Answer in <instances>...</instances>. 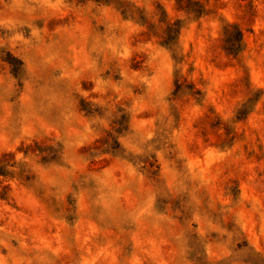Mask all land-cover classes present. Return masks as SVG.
Masks as SVG:
<instances>
[{
	"label": "rangeland",
	"instance_id": "rangeland-1",
	"mask_svg": "<svg viewBox=\"0 0 264 264\" xmlns=\"http://www.w3.org/2000/svg\"><path fill=\"white\" fill-rule=\"evenodd\" d=\"M0 264H264V0H0Z\"/></svg>",
	"mask_w": 264,
	"mask_h": 264
},
{
	"label": "clouds",
	"instance_id": "clouds-1",
	"mask_svg": "<svg viewBox=\"0 0 264 264\" xmlns=\"http://www.w3.org/2000/svg\"><path fill=\"white\" fill-rule=\"evenodd\" d=\"M229 31H231V26H229ZM163 133H164V128H163V126L161 127V135H163Z\"/></svg>",
	"mask_w": 264,
	"mask_h": 264
}]
</instances>
